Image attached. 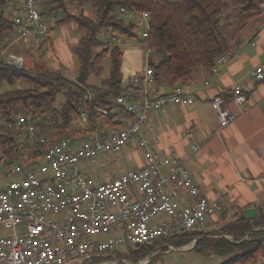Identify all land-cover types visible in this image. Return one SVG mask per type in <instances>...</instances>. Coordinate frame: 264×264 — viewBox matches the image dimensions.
Segmentation results:
<instances>
[{
    "label": "built area",
    "instance_id": "1",
    "mask_svg": "<svg viewBox=\"0 0 264 264\" xmlns=\"http://www.w3.org/2000/svg\"><path fill=\"white\" fill-rule=\"evenodd\" d=\"M6 3L16 26L17 41L38 42L48 36L55 16L44 12L43 0ZM119 12L133 17L141 37L147 36L148 11L121 6ZM117 39L108 34L104 38L107 45ZM149 52L147 49L143 69L129 76L115 98L130 116L119 128L101 134L102 129L94 123L81 124L76 138L50 137L37 136V125L31 116L18 113L11 121L0 119V125L20 130L30 142L27 152L17 157H8L0 148V264H151L150 258L160 252L159 248L137 260L119 256L115 248L125 245L126 252L184 231H205L208 217L224 209L223 201H210L203 195L179 159L169 162L166 175L161 173L164 161L145 137L143 126L150 112L167 113L169 105L190 103L192 97L179 83L167 93L148 97L146 85L156 78L148 64ZM229 56L228 52L220 54L211 70L215 71ZM9 58L17 63L15 66L23 62L16 55L10 54ZM250 77L264 79L263 67L256 66ZM230 100L243 104L245 92L240 85L233 86ZM230 100L224 95L210 99L219 128L236 118ZM98 112L107 114L104 108ZM86 116L80 113L83 121ZM112 118L122 122L120 116L113 114ZM132 140L142 156L141 166L102 182L81 169L80 163L94 162L101 154L120 152ZM34 141L45 145L38 163L29 153ZM177 189L184 191L190 201L177 199ZM172 249L175 248L168 245L166 252ZM209 256L214 257L212 253Z\"/></svg>",
    "mask_w": 264,
    "mask_h": 264
},
{
    "label": "trees",
    "instance_id": "2",
    "mask_svg": "<svg viewBox=\"0 0 264 264\" xmlns=\"http://www.w3.org/2000/svg\"><path fill=\"white\" fill-rule=\"evenodd\" d=\"M6 1L0 0V51L16 38L10 11L8 15L5 13ZM228 2L235 13L226 15V30L221 16ZM88 4L92 15L83 10ZM121 6L149 12L147 36L141 37L140 41L146 49L159 55L156 61L148 58L155 80L170 85L183 82L199 66L210 70L220 54L233 49L240 32L264 12V0H43L44 12L55 16V26L73 22L84 31L72 46L78 73L84 71L83 79L77 82L78 73L75 77L66 76L61 69H48L41 63L26 67L22 62L17 67L0 57V119L11 121L18 113L31 116L37 125V136L50 137H71V125L81 118V112L86 113V120L97 127L101 123L102 114L98 112L101 108L107 111L104 115L106 124L110 122L114 127L121 124L112 115L121 108L115 98L123 91L120 72L123 51L116 42L107 45L104 40L107 34L117 38L137 36L135 23L121 17ZM99 46L100 50H94ZM105 57L109 62L107 76L99 84H88L87 77ZM17 82H20L19 86L1 89L3 85ZM59 92L64 99L57 106ZM100 129L101 134L107 131ZM29 143L20 130L0 125V148L8 157L23 155ZM32 147L29 153L34 156V163H38L45 145L34 141ZM240 216L213 233L184 231L136 246L119 256L137 260L159 248L160 252L150 258L151 264H155L168 245L182 248L192 244L191 250L221 257L218 264H254L264 260V214L251 219Z\"/></svg>",
    "mask_w": 264,
    "mask_h": 264
},
{
    "label": "crops",
    "instance_id": "3",
    "mask_svg": "<svg viewBox=\"0 0 264 264\" xmlns=\"http://www.w3.org/2000/svg\"><path fill=\"white\" fill-rule=\"evenodd\" d=\"M56 27L51 25L44 39L29 41L27 44L41 47L44 41L50 42L51 29ZM138 44L125 48L122 53L121 86L129 80L131 74L141 71L145 66L147 49L140 39ZM151 53L156 54L152 57L156 61L159 55L150 51L148 58ZM228 53L229 58L218 64L215 71L199 66L179 83L192 97V102L169 105L164 114L158 110L152 111L143 126L145 137L151 140L158 158L164 161L161 166L162 175L167 174L169 162L177 158L208 200L224 202L222 211L208 217L207 233H213L224 223L243 215L247 207L256 208V216L264 214V79L255 80L250 77V72L256 66L261 65L264 69V12L240 32L235 46ZM55 56L57 63L62 62L57 53ZM235 84L240 85L245 92V100L241 105L230 100ZM172 86L159 80L148 83V97L167 93ZM215 95L226 96L230 100V108L236 114V118L224 128H219L215 111L210 105V99ZM116 111L115 115L122 117L121 124L116 126L119 128L130 116L122 107ZM104 118L101 115L102 125L98 124L97 128L108 132L113 124H106ZM79 121L81 123L83 119L79 118ZM79 127L72 129L75 138ZM187 131L189 134H186ZM131 145L134 146V153L130 169H133L143 164L135 140L120 152L128 161V149L125 148H131ZM127 170L111 174L110 178L100 179L97 175L94 179L98 182L110 180ZM176 198L184 203L190 201L181 189H177ZM254 264H264V260L260 259Z\"/></svg>",
    "mask_w": 264,
    "mask_h": 264
},
{
    "label": "rangeland",
    "instance_id": "4",
    "mask_svg": "<svg viewBox=\"0 0 264 264\" xmlns=\"http://www.w3.org/2000/svg\"><path fill=\"white\" fill-rule=\"evenodd\" d=\"M88 15H92V9L89 4L84 6L83 9ZM9 8H5V13L8 15ZM74 11V9H70ZM235 11L232 8L231 2H228L227 9L222 12L221 23L223 28L227 30L226 25V15L234 14ZM121 17L126 21L132 20L135 23L134 31L137 36L127 37L121 36L115 42L118 44L122 51L125 48L139 44V39L141 38V31L138 23L133 19V17L128 16L126 13H121ZM230 20V19H229ZM230 27V26H229ZM231 29V28H230ZM229 29V30H230ZM52 30V31H51ZM51 38L50 42L44 41L41 47H36L34 45H28L27 42L24 44L21 41L16 39L12 40L9 44L4 46V49L0 51V57H3L4 60L10 64L13 63L12 59L9 58L11 55H16L22 57L23 62L26 67L32 65L33 67L36 64L41 63L45 68L48 69H61L64 71L66 76L75 77L78 73L76 58L72 52V46L83 34L82 29H78L73 22H68L65 24H60L54 29H51ZM228 33V32H224ZM103 34H99V38L102 39ZM100 46L94 48V50H100ZM59 56L60 60L63 62H56L55 54ZM155 53H151V57H155ZM108 58L105 57L101 64L96 68V70L89 74L86 79L88 84H99L102 78H105L108 74ZM21 65L17 66L20 67ZM80 72V71H79ZM79 74V73H78ZM15 85L19 86L20 82H17L13 85H3L1 89L13 88ZM63 94L59 92L56 95V105L58 106L60 102L64 99ZM82 125L88 126L90 123L82 121L80 123L79 119L74 120L71 125V129L77 128ZM112 128V126L110 127ZM133 144V142H132ZM127 150L128 161L125 160V155L121 156V152L117 153H106L96 157L95 161L88 160L84 163H80L82 170L86 171L88 175L93 178H97L99 175L100 179L110 178L111 174H120L123 170L130 169L133 165V153L134 146L131 145V148H125ZM97 180V179H96ZM111 180V179H110ZM108 181V180H105ZM192 244L184 246L182 249H172L164 254H161L155 264H218L221 262V257L214 255L210 257L205 253H200L195 250L187 249L191 247ZM125 245H118L115 248V251L119 254L124 252ZM123 257V256H122ZM75 264V263H68Z\"/></svg>",
    "mask_w": 264,
    "mask_h": 264
},
{
    "label": "water",
    "instance_id": "5",
    "mask_svg": "<svg viewBox=\"0 0 264 264\" xmlns=\"http://www.w3.org/2000/svg\"><path fill=\"white\" fill-rule=\"evenodd\" d=\"M83 74H84V71L81 70L77 76V82H81L82 79H83ZM257 215V210L256 208L254 207H247L244 209V214L241 215V218H248V219H251V218H254L255 216ZM192 247V245H191ZM191 247L187 248V249H191ZM184 248V247H183ZM182 248V249H183ZM175 249H181V248H175Z\"/></svg>",
    "mask_w": 264,
    "mask_h": 264
}]
</instances>
